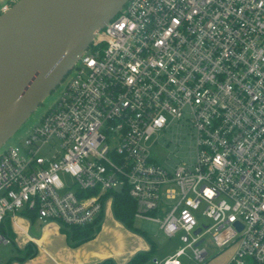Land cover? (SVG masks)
<instances>
[{"label":"built area","instance_id":"obj_1","mask_svg":"<svg viewBox=\"0 0 264 264\" xmlns=\"http://www.w3.org/2000/svg\"><path fill=\"white\" fill-rule=\"evenodd\" d=\"M64 81L0 154V229L24 212L96 225L126 190L135 219L184 244L152 264H206L207 236L220 253L235 247L227 264H264V0H128ZM182 120L195 161L167 168L151 147ZM11 242L0 232V252Z\"/></svg>","mask_w":264,"mask_h":264},{"label":"water","instance_id":"obj_2","mask_svg":"<svg viewBox=\"0 0 264 264\" xmlns=\"http://www.w3.org/2000/svg\"><path fill=\"white\" fill-rule=\"evenodd\" d=\"M127 1L18 0L0 15V148L64 82Z\"/></svg>","mask_w":264,"mask_h":264},{"label":"crops","instance_id":"obj_3","mask_svg":"<svg viewBox=\"0 0 264 264\" xmlns=\"http://www.w3.org/2000/svg\"><path fill=\"white\" fill-rule=\"evenodd\" d=\"M8 1L0 0V6ZM109 206L111 213L107 215ZM107 207L95 236L77 245L70 242L68 233L55 222L44 223L33 213L10 216L3 228L10 233L14 248L6 252V260L1 259L7 264H98L105 259L126 264L137 253L149 251L148 241L118 221L112 205ZM234 252L235 247H230L218 257L212 254L206 264H227ZM29 253L33 256L23 260Z\"/></svg>","mask_w":264,"mask_h":264},{"label":"rangeland","instance_id":"obj_4","mask_svg":"<svg viewBox=\"0 0 264 264\" xmlns=\"http://www.w3.org/2000/svg\"><path fill=\"white\" fill-rule=\"evenodd\" d=\"M67 80V79H66ZM65 83V81H64ZM63 89V84L57 87L49 96H47L41 106H39L35 112L28 118L24 125L18 130V132L10 138L1 148L0 154L10 146H15L22 143L32 132L34 126H36L43 114L52 107L55 106L57 100ZM157 137V143L151 147L152 158L167 168H173L178 165L191 166L195 161L196 156V141L195 130L191 125L182 120L177 122L172 128L167 131L159 132ZM167 202L163 198V204ZM111 207H107V215L111 212ZM166 212L159 211L156 216L164 218ZM200 224H207L209 220L202 217L200 213H197ZM134 228L147 233L149 238L155 245V252L151 258L153 261L157 259L161 261L165 256L171 253H175L179 248L183 247L179 236L168 238L159 228V224L153 221H147L142 219H135ZM38 225L35 226L36 229ZM205 245L209 248L210 252L214 255H220L217 248L213 245L209 236L206 237ZM14 248L13 243L3 245L1 247L0 257L6 260V252ZM217 256V257H218ZM165 259V258H164ZM220 260V258H218ZM183 264H194L189 261L188 257L182 258ZM218 262V261H217Z\"/></svg>","mask_w":264,"mask_h":264},{"label":"trees","instance_id":"obj_5","mask_svg":"<svg viewBox=\"0 0 264 264\" xmlns=\"http://www.w3.org/2000/svg\"><path fill=\"white\" fill-rule=\"evenodd\" d=\"M135 207V202L129 197L128 192L126 190L114 193V201L112 204V211L114 217L122 224H124L129 230L143 236L150 245L149 251L137 253L126 264H148L151 261V258L155 252V245L146 232L134 228L133 224L135 220ZM100 223L101 220L100 222L98 221V224L96 225H91L87 227H62V229L68 233V238L70 239V242L74 245H77L81 242L93 238L100 227ZM0 232L10 237L8 235L10 233L7 234L6 230L3 227L0 229ZM31 256H33V254L29 253L25 258H23V260ZM98 264L117 263L113 259H105Z\"/></svg>","mask_w":264,"mask_h":264}]
</instances>
